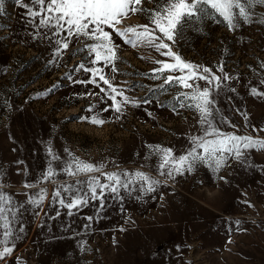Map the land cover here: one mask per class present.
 <instances>
[{"label": "rangeland", "instance_id": "rangeland-1", "mask_svg": "<svg viewBox=\"0 0 264 264\" xmlns=\"http://www.w3.org/2000/svg\"><path fill=\"white\" fill-rule=\"evenodd\" d=\"M164 3L145 0L143 7ZM30 11L46 14L36 0H0V192L11 197L6 207L16 211L10 225L14 250L0 264H264V148H241L239 159L225 154L218 171L198 162L174 179L161 176L162 156L149 146L170 148L178 157L207 128L184 99L191 89L164 84L168 75L181 73L154 72L162 66L157 61L173 63L172 58L147 43L125 44L114 33L119 47L111 65L91 63L85 45L94 41L86 37L70 38L69 48L56 55L65 34L53 35V28L40 25L41 15ZM250 11L252 22L240 19L233 30L219 18L188 21L174 42L165 43L183 60L221 77L219 87L193 82L209 90L208 120L214 127L264 139V131H254L264 129V95L251 93L253 88L264 93V23L258 22L264 20V5ZM149 15L130 14L119 27L154 28ZM80 64L104 69L123 92L116 96L120 112L110 107L114 93L98 77L96 83L74 82L92 78ZM93 117L104 123H91ZM73 158L103 167L69 176L62 169ZM49 167L56 175L44 180ZM137 171L161 181L155 191H141L147 187L142 181L123 175ZM102 173L134 182L128 190L92 199L90 177L110 183ZM41 189L44 199L34 206L30 199H38ZM73 193H87L88 202L69 215L59 200L67 202ZM2 233L0 228V239Z\"/></svg>", "mask_w": 264, "mask_h": 264}, {"label": "snow or ice", "instance_id": "snow-or-ice-1", "mask_svg": "<svg viewBox=\"0 0 264 264\" xmlns=\"http://www.w3.org/2000/svg\"><path fill=\"white\" fill-rule=\"evenodd\" d=\"M36 2L41 5L46 14L41 15V13L34 11H30V14L32 16L41 15L40 25L53 28L55 30L53 35L65 34L63 40L57 41L60 46L56 49V55H60L64 49L69 48L72 42L70 38L86 37L94 41L92 44L85 45L89 50V54L93 57L91 63L93 65L102 63L111 65L117 59V48L119 47L114 44V33L125 44L136 47L138 43H147L155 47L156 51L160 52L161 55L172 58L173 63L157 61L162 66L159 69H154V72L181 73L180 76L168 75L164 79V84L176 82L186 89H191V94H184V99L191 101L187 106L195 108L201 114L200 123L207 124V128L203 137H192L193 147L186 154L178 157L174 156L170 148H161L159 145L149 146L162 156L161 163L158 166L161 170V176L166 174L167 177L174 179V174L183 175L185 171H193L198 162L209 166L214 164L213 170L218 171L225 164L227 158L225 154H234L239 159L242 155L241 148H264V139L226 134L213 126L211 121L208 120L211 115L209 105L213 103L209 99V90L207 88L200 89L193 82L196 80H204L208 83L216 82L217 87H219L221 77L214 75L208 67L183 60L181 56L172 51L168 43H165V40L174 42L177 35L182 31L184 24L191 20H203L205 17L219 18L226 23L229 30L237 27V21L240 19L245 23H250L253 15L250 9L256 4L264 5V0H165L164 5L159 6L157 9H145L143 7L145 0H36ZM145 11L150 13V23L155 26L154 28H150L148 24L125 28L119 27L130 14L135 15ZM258 22L264 23V20ZM106 29H111L112 31L110 32ZM157 32L160 35H157ZM162 49L167 51H161ZM78 69L90 72L92 78L88 81L74 82L96 83V78L98 77L114 93V95L109 97L113 101L110 107L114 108L116 112H120L121 103L117 102L116 96H123V92H118L109 79L106 78L103 74L104 69L97 67L86 68L83 64H80ZM219 70L223 71L222 67ZM112 71L115 72L117 69L113 67ZM153 78L158 79L159 77ZM223 78L228 79L229 77L224 76ZM51 91L52 89H48L46 92L38 93V95H47ZM101 91L104 92L106 90L101 88ZM251 93L253 95H264V93L257 92L255 88L251 90ZM123 102H128L126 97H124ZM181 106L184 105L181 104ZM104 110L107 111L108 109ZM91 123L102 125L104 120L93 117ZM254 131H264V129L254 128ZM207 137L213 138L208 139ZM197 149L202 151L197 152ZM54 159H58V157H54ZM102 167V165L96 167L91 163L73 158L62 171L69 176H74L98 172ZM166 168L167 173L164 171ZM54 175H56V172L49 167L43 179L48 180ZM102 175L110 183L102 184L95 177H90L87 182L88 192L91 193L92 199L102 198L105 191L118 194L121 188L128 190L129 185L134 182L133 179L122 180L121 176L116 173H102ZM123 175L125 178L132 175L136 180L142 181L143 185L147 187H142L141 191L153 192L155 191V186L161 183L159 179H154L139 171L134 174L125 172ZM32 186L31 184H25V187ZM98 189L99 191H97ZM64 191H71V189L65 187ZM55 195L59 197L61 195L60 191L57 190ZM43 199L44 190L41 189L38 199H30V202L38 206ZM87 202V193H73L67 202L64 199L59 200V203L69 210V215L72 214V209L85 205ZM11 204V197L0 192V228H3L0 244L4 245L2 250H0V259L10 255L14 250V242L11 241L14 233L10 225L15 220L16 211L12 207H6ZM9 213L12 215V220H9ZM20 231H23L22 226ZM16 238L19 239V237ZM10 242L12 246H8Z\"/></svg>", "mask_w": 264, "mask_h": 264}, {"label": "bare ground", "instance_id": "bare-ground-1", "mask_svg": "<svg viewBox=\"0 0 264 264\" xmlns=\"http://www.w3.org/2000/svg\"><path fill=\"white\" fill-rule=\"evenodd\" d=\"M72 191H74V190L72 189ZM70 192H71V191H70ZM67 194H68V193H67ZM69 197H70V196H69ZM66 200H67V199H66ZM34 206H35V205H34ZM34 206H33V207H34ZM34 208H35L34 210H36L38 207L36 206V207H34Z\"/></svg>", "mask_w": 264, "mask_h": 264}]
</instances>
